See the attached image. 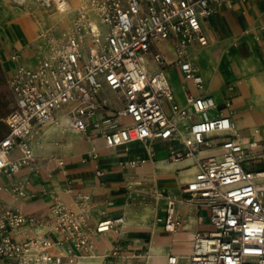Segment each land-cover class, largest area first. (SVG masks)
Segmentation results:
<instances>
[{
  "label": "built area",
  "instance_id": "obj_1",
  "mask_svg": "<svg viewBox=\"0 0 264 264\" xmlns=\"http://www.w3.org/2000/svg\"><path fill=\"white\" fill-rule=\"evenodd\" d=\"M37 1L60 12L71 9L68 0ZM236 1L89 0L78 6L63 39L49 32L42 35L49 54L38 67L20 66L8 80L16 103L5 118L9 132L0 140V174L12 176L23 167L39 170L29 138L39 126L56 119V109L64 105L75 129L101 135L107 147L177 142L182 148L170 145L169 159L194 157L192 166L197 167L183 187L185 197L197 208L209 210L214 228L195 235L188 261L169 254L168 263L264 264V141L239 139L228 111L230 100L218 107L209 94L186 92L191 109L181 105L168 72L179 68L198 90L204 88L189 50L209 43L203 22L218 5ZM185 118L187 133L179 125ZM215 146L221 147L220 156L199 155ZM16 149L21 155L15 156ZM26 184H12L18 198L26 196ZM92 205L90 194L83 192L70 204L56 200L51 208L54 221L43 231L33 227V215L19 208L0 211V264L75 263L92 251L94 235L112 229L121 232L126 221L121 215L93 225ZM156 222L169 232L178 231L181 223L173 197H168L166 216L156 217ZM25 224L33 233L19 240L15 233ZM55 245L64 252L53 251Z\"/></svg>",
  "mask_w": 264,
  "mask_h": 264
},
{
  "label": "crops",
  "instance_id": "obj_2",
  "mask_svg": "<svg viewBox=\"0 0 264 264\" xmlns=\"http://www.w3.org/2000/svg\"><path fill=\"white\" fill-rule=\"evenodd\" d=\"M68 2L70 4V0ZM21 8L22 11L31 10L35 17L47 19L46 33L49 32L53 37L56 29L50 26L52 19H59L57 13L72 12L70 19L73 21L77 9L72 7L71 11L60 12L44 5L42 7L34 5L32 0ZM203 27L209 43L205 46L195 44L189 50V55L203 76L204 88L198 90L191 80L184 77L179 68H171L168 70L169 73L170 70L178 73L195 87L193 91L187 89L183 100L177 101L184 105L186 92H190L192 95L209 94L214 99L217 98V101L215 100L217 105L222 101L225 104L233 97V89H241L244 82L252 88L251 93L246 97L253 95L257 85L256 76L242 66L246 61L257 60L264 69V0H237L232 5L222 3L218 5L216 13L203 22ZM63 38L64 36L61 39ZM43 39L45 38L41 36L39 41ZM14 48L15 46L0 31V56L4 60L3 69L8 78L22 66L19 59L12 57ZM14 103H16L15 96ZM222 106L218 105V107ZM245 110L238 108L231 112L228 109L241 131L243 129L239 125L238 118ZM213 111L212 114H215L216 110ZM87 135L96 139L92 149L88 148L82 134L69 132L61 149L52 143H47L42 152L49 155H36L38 159L41 158L37 172H30L28 167H23L19 173L12 176L0 174V185L4 181L11 186L16 181L27 182L26 196L20 200L25 206L22 212L36 218L34 228L36 225H44L47 228L54 221L51 208L55 201L59 199L67 204L73 203L74 196L79 192L91 196L93 205L90 217L93 225L106 218L125 216L126 221L121 232L113 231L92 237L93 247L97 239L100 242L99 252L105 253V259L110 263L121 260L122 264H148L147 258L150 255L155 256L150 264H169V254L178 255L180 261H188L194 247L193 233L195 235L211 230L208 227L212 226V223L209 219V210L190 204L183 192V187L187 183L183 181L184 176L190 173L189 167L193 163L188 161L168 164L166 161L170 160V145L175 144L179 148H182V145L177 142L155 140L107 147L101 135ZM69 139H75L73 146H67ZM241 140L247 143L259 139L256 136L251 137L249 131L243 133ZM260 140L264 141V139ZM158 144L166 145L164 153L157 150ZM19 155L21 154L15 156ZM58 159L63 163H58ZM175 165L187 170L179 176L178 167ZM98 171L102 173L98 174ZM194 174L195 171L192 175ZM137 182L141 183L137 184ZM169 196L177 201V216L181 223L177 232H169L162 223L156 222V217L166 216ZM7 207L19 208L14 202L10 204L5 202L0 195V211ZM30 228L29 224L22 225L18 233H15V237L19 240L25 239L33 233ZM59 249L52 248L53 251L60 253L65 250L62 247ZM78 259L72 264H78Z\"/></svg>",
  "mask_w": 264,
  "mask_h": 264
},
{
  "label": "rangeland",
  "instance_id": "obj_3",
  "mask_svg": "<svg viewBox=\"0 0 264 264\" xmlns=\"http://www.w3.org/2000/svg\"><path fill=\"white\" fill-rule=\"evenodd\" d=\"M32 1L34 5L42 7L41 3L37 0ZM22 6L24 5H18L11 0H0V31L2 35L15 46V52L12 57L19 59L21 64L25 63L27 65H33L34 61L38 57V51L33 43L40 42L39 38L41 33L47 29L48 20L35 17L31 10L22 11ZM5 10L7 11L3 18L2 11ZM71 13L72 12L65 13L62 22H59L58 19H52L51 26L58 24L65 31L67 21L69 20ZM58 14L59 13H57V16ZM28 25L35 27L37 33L36 36L25 39L23 29ZM3 63L4 60L0 56V138L8 132V127L4 119L15 104L14 94L9 86L8 75L4 72ZM244 64L256 73L257 80L264 91V69H262V65L257 60L246 61ZM169 76L171 77L170 81L173 85L174 91L176 93V99L178 101L183 100L184 93L187 89L191 91L195 89V87H193L189 82L185 81L178 73L170 70ZM232 93L233 97L229 99L231 105L229 109L231 112L237 108L246 109V118L244 123L240 125V127L243 129L242 133L245 134L246 132L251 131V137L256 136V138L259 140L264 139V119L260 118V109L264 107L263 95L256 92L253 95L246 97L248 94H246L243 89H233ZM218 105H224V101L218 102ZM255 129H261V131L256 132ZM254 133L258 135H255ZM74 142L75 139H69L67 141V146H73ZM49 143L50 141L48 140V144ZM156 148L159 152L164 153L166 150V145L158 144L156 145ZM262 152L264 153V150ZM175 167H178L177 172L179 176L183 175L187 170L180 165H175ZM208 228L213 229L214 226L212 225Z\"/></svg>",
  "mask_w": 264,
  "mask_h": 264
},
{
  "label": "bare ground",
  "instance_id": "obj_4",
  "mask_svg": "<svg viewBox=\"0 0 264 264\" xmlns=\"http://www.w3.org/2000/svg\"><path fill=\"white\" fill-rule=\"evenodd\" d=\"M88 2H89V0H83V1L82 0H70V5H71V8H72V7H78L80 4H85V3L88 4ZM6 11L7 10L2 11L3 18H4V15H5ZM90 13H91V16L94 19V21L97 23L98 22V17L96 15L95 11L92 8L90 9ZM64 14L65 13H59L58 14V17H59L58 21L59 22H62V20L64 18ZM70 18H71V16H70ZM70 18L67 21V25H66L65 31L59 25L51 26L52 29H54V30L56 29L54 38L61 39L66 34V32L68 30V27L70 25V22L72 21V19H70ZM46 30L41 33V36L46 33ZM23 32H24V38L28 39V38L36 36L37 30H36L35 27H32V26L28 25L26 28L23 29ZM41 36H40V38H41ZM33 44H34V46L36 47V49L38 51V57L34 61L33 65H27L25 63H22V67H24V68L36 69L38 67L40 61H42V59L47 57L48 54H49V43L45 39H43L40 42H34ZM242 67L244 69H246V70H249V71L253 72V70L248 68L244 63H243ZM253 73L256 76V73L255 72H253ZM256 81H257V85L255 86L256 88H254V90H253V94L258 92V93L262 94L263 98H264V91H263L260 83L258 82L257 77H256ZM241 89H243L246 94H250L252 88H251V86L249 84L244 82L241 85ZM188 93L190 94V92H188ZM215 100L217 101V98H215ZM183 106L188 107L189 109H191L187 95H186V102L184 103ZM67 109H68V105H64V106L58 107L56 109V114H57L56 119L52 120L51 122H49L47 124L39 126L31 134L29 140H30V144H31V146L33 148L32 149L33 155H38V156H42V155L43 156H47V155H49V154H45V153L42 152V150L45 148V145L48 143V140L55 147H59L61 149V146H62V144L64 142V139H65L66 135L69 132H77L79 134H82L85 137L86 141H87L88 148L92 149L95 146L94 142H95L96 139L89 137L86 133L81 132V131H79V130H77V129H75L73 127V125L71 123V120H70V117H69L68 113L66 112ZM260 111H261L260 118L264 119V107H262L260 109ZM245 118H246V112L244 111L243 115L239 116V118H238L239 125L244 123ZM234 122H235L234 132L237 135H239V139L241 140L243 133L238 128L235 120H234ZM179 123H180L179 125H180L181 131L183 133H187V128L185 126L188 125L189 119L188 118L181 119L179 121ZM255 131L256 132H260L261 129H255ZM251 141H256V140H251ZM78 142H81V141L78 140ZM249 142L250 141H248L247 143H249ZM221 151H222V149H221L220 146H215L213 149H202L199 155L216 154V155L220 156ZM17 154H21V151L20 150H16L15 151V155H17ZM57 161H58V163H61V159H58ZM166 161H167L168 164H178V163L188 162V161H191V163H194L195 162V158L191 157V158H189L186 161H183V160H175V161L166 160ZM189 168H191V171H190V173H188L187 175L184 176V180L183 181H187V182L190 181L193 178L192 174L197 169L196 166H191ZM140 183L141 182H137V184H140ZM0 195H1V198L5 202H7L9 204L14 202L15 204H17L21 211H23L25 209V206L21 202L20 198H18L15 195V193H14V191L12 189V186L10 184L6 183L5 181L0 185ZM145 204H147V203H145ZM152 209L154 210L153 207H152ZM35 228H36L37 231H43L44 229H46V226H44V225H36ZM113 231H116V230L112 229V230H110L108 232H113ZM195 235L193 233L192 237H195ZM99 247H100V242L97 241V239H96V244L93 247L91 253L89 255L81 256L78 259V264H122L121 260L113 261V263H110V262L106 261L105 253L99 252ZM55 249L56 250H60L57 245L54 246V250ZM154 257L155 256H150L149 255L148 258H147V263L150 264L151 261H152L151 259H153Z\"/></svg>",
  "mask_w": 264,
  "mask_h": 264
}]
</instances>
